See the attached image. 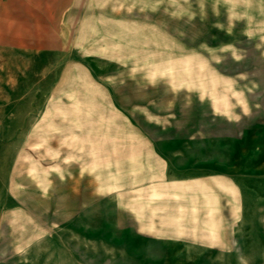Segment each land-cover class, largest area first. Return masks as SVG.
Returning a JSON list of instances; mask_svg holds the SVG:
<instances>
[{
  "label": "rangeland",
  "instance_id": "1",
  "mask_svg": "<svg viewBox=\"0 0 264 264\" xmlns=\"http://www.w3.org/2000/svg\"><path fill=\"white\" fill-rule=\"evenodd\" d=\"M72 166L75 264H264V0H0V186L64 218Z\"/></svg>",
  "mask_w": 264,
  "mask_h": 264
},
{
  "label": "crops",
  "instance_id": "2",
  "mask_svg": "<svg viewBox=\"0 0 264 264\" xmlns=\"http://www.w3.org/2000/svg\"><path fill=\"white\" fill-rule=\"evenodd\" d=\"M2 126L7 130L8 140L15 139L14 143L24 144V138L29 140L28 144H35L41 140L39 136L41 133L38 131L35 132L34 137L32 132L22 137L20 130L22 125L6 121ZM65 153L72 156L74 151L67 148ZM63 173L70 179L67 188L71 198V202L66 203L68 211L64 218H60V215L48 218L44 212L55 211L63 204L44 207L41 202L34 203L18 198L14 194V185L9 190L5 185L0 186L1 194L11 195V201L6 198L5 202L8 201V204L3 202L7 205L2 206L0 203V264H58L59 255L66 256L70 259V264H75L73 259L76 257V249L82 248L84 252V244L90 242L91 237L90 190L85 183L76 186L75 177L78 170L75 166ZM22 182L20 180V184ZM30 183L35 184V181ZM80 197H83V200L75 203V199ZM131 214L130 221L133 227L137 228L142 224V220L140 218L137 223L135 214ZM59 226L62 227V233L59 232ZM64 227L65 231H63Z\"/></svg>",
  "mask_w": 264,
  "mask_h": 264
}]
</instances>
